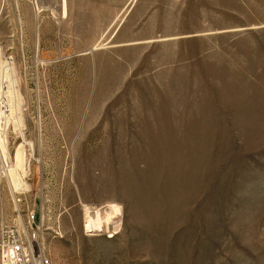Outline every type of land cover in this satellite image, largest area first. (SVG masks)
I'll list each match as a JSON object with an SVG mask.
<instances>
[{
    "label": "rangeland",
    "instance_id": "1",
    "mask_svg": "<svg viewBox=\"0 0 264 264\" xmlns=\"http://www.w3.org/2000/svg\"><path fill=\"white\" fill-rule=\"evenodd\" d=\"M0 56V233L53 264H264V0H0Z\"/></svg>",
    "mask_w": 264,
    "mask_h": 264
},
{
    "label": "built area",
    "instance_id": "2",
    "mask_svg": "<svg viewBox=\"0 0 264 264\" xmlns=\"http://www.w3.org/2000/svg\"><path fill=\"white\" fill-rule=\"evenodd\" d=\"M6 97L0 96V123L9 114ZM36 214L29 215V223L35 224ZM0 264H53L37 242L33 228L5 226L0 233Z\"/></svg>",
    "mask_w": 264,
    "mask_h": 264
},
{
    "label": "bare ground",
    "instance_id": "3",
    "mask_svg": "<svg viewBox=\"0 0 264 264\" xmlns=\"http://www.w3.org/2000/svg\"><path fill=\"white\" fill-rule=\"evenodd\" d=\"M0 63H2L1 61V56H0ZM11 65V62H9V68L10 70L8 72H3L4 73V79L9 81L10 80V73H12V69H14ZM5 67V66H4ZM16 77V76H15ZM2 76H0V96H4L6 97L5 99H8L7 97L10 96V99H11V96L14 95V93H18L19 90H18V81H13V82H10L8 84V86L4 85L2 83ZM12 79V78H11ZM16 79V78H15ZM13 80V79H12ZM11 80V81H12ZM6 81V82H7ZM8 83V82H7ZM19 94V93H18ZM17 95V94H16ZM20 95V94H19ZM15 98V97H14ZM17 98V96H16ZM13 99V98H12ZM11 99V101H12ZM20 99V98H18ZM17 99V101L19 102V100ZM9 101V100H8ZM15 101V100H13ZM9 105V104H8ZM19 120V119H18ZM21 120V119H20ZM19 124H20V121H19ZM18 125V124H17ZM20 127V126H19ZM1 143H2V149L5 153V155H7V143L1 139ZM32 146V145H31ZM24 147V145H23ZM23 147L20 146L18 151H17V154H16V167H21L23 165V161L24 160V150H23ZM23 168V167H22ZM15 169H12L11 170V173L14 171ZM110 209H112L115 213L117 212L116 208L114 207H110ZM112 211V212H113ZM86 216H87V219H86V229L87 230H102L104 228V223L98 218L97 221H95L94 219L91 218L90 214H89V209H86ZM118 223V222H117ZM110 224V223H109ZM115 224V223H114Z\"/></svg>",
    "mask_w": 264,
    "mask_h": 264
}]
</instances>
